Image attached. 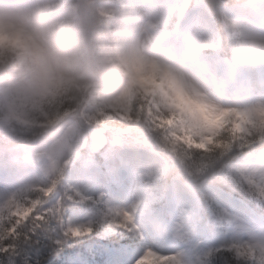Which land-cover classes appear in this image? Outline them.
<instances>
[{
  "label": "clouds",
  "instance_id": "9594fccd",
  "mask_svg": "<svg viewBox=\"0 0 264 264\" xmlns=\"http://www.w3.org/2000/svg\"><path fill=\"white\" fill-rule=\"evenodd\" d=\"M209 8L201 16L192 0H0V183L10 186L0 195V241L23 245L32 232L59 250L74 240L72 228L100 236L127 212L129 228L112 231L138 246L132 264L146 247L161 246L175 251L177 264H195L189 244L209 226L226 230L245 260L264 264V143H257L264 141V0ZM225 62L257 73L258 86L242 96L221 71ZM70 108L68 123L82 136L74 146L40 150L18 139L17 111ZM92 129L104 131L103 150L116 159L74 187L75 198L57 199L49 189L59 193L74 173L89 171L83 150ZM193 157L210 162L207 176L185 175ZM132 161L129 190L113 177ZM205 193L238 219L222 225ZM184 209L191 216L180 239L173 225Z\"/></svg>",
  "mask_w": 264,
  "mask_h": 264
},
{
  "label": "rangeland",
  "instance_id": "374dc122",
  "mask_svg": "<svg viewBox=\"0 0 264 264\" xmlns=\"http://www.w3.org/2000/svg\"><path fill=\"white\" fill-rule=\"evenodd\" d=\"M192 3L196 8L200 9L201 16L209 15L207 11L206 5H204L203 0H192ZM213 35L216 36L217 40H219L218 32L213 31ZM221 71L223 72L226 80L229 82V86L232 88H238L241 92V95H247L248 91L254 87L258 86L257 82V73L255 72H246L239 67L233 66L231 63H223L221 65ZM236 80V83L233 82ZM239 84V85H238ZM75 109H68L67 112L63 110L55 111V112H47L42 111L39 114L33 116L22 110L17 111L14 119L17 124L22 126H36L37 123L45 122L46 126H37V138L34 141L35 148L40 150H46L49 148L51 144L52 148H58V146L62 143L65 146H74L79 143L82 139L81 133L77 128L73 126V124L68 123L75 119L74 117ZM95 119V118H94ZM3 125V123L1 122ZM44 124V125H45ZM45 130H44V129ZM45 132L48 134L47 137L43 138L40 134ZM105 144V133L103 130L92 129L88 133V138L85 142L84 154L87 159V164L89 171L86 173H74L69 179L68 184L73 187H76L82 183L93 180L95 177L101 175L105 170V167H109L112 165L113 161L116 157L103 150V146ZM99 151L100 157L94 155V152ZM0 158H3L0 156ZM132 169L128 172H120L116 176L113 177V181L115 179V183L121 184L127 187L129 190L135 186L136 179L134 176V172L136 167H138L136 161H132ZM105 185L107 189H111L112 181H105ZM10 186H6L3 183H0V195L4 194L6 188ZM62 192L61 189H58V192ZM158 197L156 195L152 196V202L154 199ZM114 202H122L121 197H112ZM237 208L239 204L235 205ZM80 210H83V206H77ZM108 233H104L102 235L103 238H106ZM126 236V235H119ZM230 234L225 230L219 233L213 231V229L209 227H205L202 230V234L198 240L202 241L200 248L208 249L216 246L219 241L223 238L229 237ZM128 237V236H127ZM119 246V248H117ZM104 251L107 253L108 260L106 264H132V261L139 254L138 246L128 237V241L125 244L119 243L115 247L108 248L107 245L103 246ZM162 250V249H160ZM191 256H194V253H191ZM80 259L75 256H69L65 258L63 261L58 264H79Z\"/></svg>",
  "mask_w": 264,
  "mask_h": 264
},
{
  "label": "snow or ice",
  "instance_id": "6c2138e0",
  "mask_svg": "<svg viewBox=\"0 0 264 264\" xmlns=\"http://www.w3.org/2000/svg\"><path fill=\"white\" fill-rule=\"evenodd\" d=\"M257 143H264V141H257ZM246 149H249L248 145H244L242 148H239L236 152L238 153L236 154L237 157L243 154ZM187 163L191 165L185 172V175L188 176L195 175L197 177H204L207 176L212 169V165L206 159L201 160L193 157L189 159ZM226 178L231 180L233 183H237V177L235 175H227ZM49 192H52L54 195H56L57 199H71L78 195V191L70 184H68L66 189L60 193H56L53 189H49ZM205 198L207 200L208 210L220 220L222 225H231L235 220L238 219L234 216V214L228 212V210L225 209L223 205H221L211 194L205 193ZM12 206L13 202H10L9 207ZM13 211L15 212V208H13ZM29 211H31V209H25V212ZM183 212L184 216L178 218L173 225V231L180 239H186L187 237V233L184 229V220L185 217L191 216L189 209H184ZM22 214L23 213H21V215ZM131 219L132 217L127 212L119 214L118 219H113L105 225V233L110 232L115 228L127 230L130 226ZM89 233L90 230L87 228L74 227L71 230L73 239L91 236ZM27 236L28 242L24 243L23 245H17L13 243L12 237L0 241V264H39L38 260L33 261L31 258H26L25 253L22 252V249L28 248L29 245L40 244V239L37 238L32 232H29ZM137 238L138 240L143 241V234H138ZM201 243L202 241L197 240L194 243L190 242L189 244L188 250L191 253H194L193 257L195 264H213L214 257H229L230 261H234L235 264H254L253 261H247L244 259V249L232 241L230 237L221 239L216 246L208 249H201ZM57 247L62 249L64 244H60ZM161 249L162 250L160 251H156L155 249L146 247L144 253L137 257L138 264H177V254L173 249L165 248L164 246H161ZM72 251L74 250L64 249V251L61 252V255H67ZM230 261L227 259H217L215 264H230Z\"/></svg>",
  "mask_w": 264,
  "mask_h": 264
},
{
  "label": "trees",
  "instance_id": "16d2710c",
  "mask_svg": "<svg viewBox=\"0 0 264 264\" xmlns=\"http://www.w3.org/2000/svg\"><path fill=\"white\" fill-rule=\"evenodd\" d=\"M203 2H204V5H206L207 7L209 15H211L209 4L215 3L217 2V0H203ZM218 25H219V19L217 18V26ZM233 82L236 83V80H233ZM74 117H75V111H74ZM44 124L45 122L37 123L36 126H22V125L17 124L18 125V139L24 145H27L29 147L34 146L35 145L34 141L37 138V131H38L37 126L47 125V124L45 125ZM0 127H3L1 122H0ZM40 136L42 137L39 139V141L47 137L48 134L45 132H42ZM5 150H6L5 141L2 137H0V156L4 155ZM246 151L248 150L246 149L245 152ZM98 152L99 151L94 152V155L97 156ZM61 190L63 191V189ZM225 191L227 192L229 191V189L226 188ZM157 199L158 197L154 199V202ZM241 199L244 200L248 205L255 207L254 202L248 199L247 197H241ZM84 207L86 206H83V209ZM107 233L109 236H107L106 238H103L102 235L98 236L97 234L94 233L91 236L74 239L73 241L66 243L64 247L59 250L52 249L50 247L49 241L46 238L41 237L39 245H29L28 248L22 249V252L25 253L26 258H31L33 261L38 260L39 264H58L59 262L63 261L65 258L69 256L78 257L80 259L79 264H104L105 263L104 253H106L104 252V249H103L104 245H107V247L110 248V247L119 245V243L125 244V242L128 241L127 236L125 237L119 236V235H122L119 232V230L110 231ZM64 249H73L74 251L70 252L67 255L62 256L61 252H63ZM217 259H220V260L227 259L230 261L229 257H214L213 264H215ZM230 264H235V262L230 261Z\"/></svg>",
  "mask_w": 264,
  "mask_h": 264
},
{
  "label": "bare ground",
  "instance_id": "6f19581e",
  "mask_svg": "<svg viewBox=\"0 0 264 264\" xmlns=\"http://www.w3.org/2000/svg\"><path fill=\"white\" fill-rule=\"evenodd\" d=\"M99 157H100V154H99V152H98V154H97ZM105 254V262H106V260L108 259V256L106 255V253H104Z\"/></svg>",
  "mask_w": 264,
  "mask_h": 264
}]
</instances>
